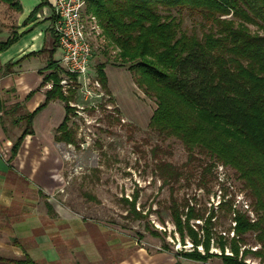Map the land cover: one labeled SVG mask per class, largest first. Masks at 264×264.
<instances>
[{
    "label": "trees",
    "instance_id": "16d2710c",
    "mask_svg": "<svg viewBox=\"0 0 264 264\" xmlns=\"http://www.w3.org/2000/svg\"><path fill=\"white\" fill-rule=\"evenodd\" d=\"M0 2L21 10L18 0ZM47 4L41 0L35 11ZM185 8L198 11L209 24L201 37L182 31L179 19L170 13ZM84 14L97 20L103 54L114 66L126 67L137 87L154 98L149 128L178 139L190 157L197 151L232 168L247 190V209H237L225 199L219 204L231 215L232 237L213 230L214 211L204 218L172 198L171 216L181 242L185 245L188 238L193 245L177 257L203 264L212 258L223 264H251L246 257L254 255L264 264V0H87ZM17 39L13 33L0 42V52ZM105 67L97 65L96 73L107 89ZM10 68L7 65L2 74H9ZM60 69L57 61H48L41 86L53 82V87L43 104L17 120L24 121L25 128L12 146L10 160L32 133L35 115L54 100L62 101L66 112L55 140L74 143L68 127L74 97L63 93ZM126 201L139 215L136 197ZM194 219L203 224H192ZM249 233L260 246L256 250L244 247ZM213 241L220 253L211 251ZM13 243L19 244L17 239ZM0 264L38 263L26 254L24 259L0 257Z\"/></svg>",
    "mask_w": 264,
    "mask_h": 264
},
{
    "label": "rangeland",
    "instance_id": "374dc122",
    "mask_svg": "<svg viewBox=\"0 0 264 264\" xmlns=\"http://www.w3.org/2000/svg\"><path fill=\"white\" fill-rule=\"evenodd\" d=\"M2 5L6 4L0 3V20L6 21L8 14L14 11ZM170 13L179 19L185 33L201 37L209 28L198 11L185 8L173 9ZM84 17L88 19L86 14ZM5 26L9 31L16 27L13 21ZM251 29L254 31L255 27L251 26ZM90 38L94 55L88 74L91 79L96 77L99 80L96 67L106 63L109 84L114 87L125 109H121V103L102 85L100 90H94L101 96L88 97L83 85L85 81L78 80L61 66L59 78L63 93L74 97L69 102L73 110L68 122L74 143L57 142L56 147L63 158L64 180L61 187L49 193L48 199L56 210L61 208L67 217L79 221L83 229L79 239L100 246L103 264H174L176 261L203 264L177 257L178 252L191 250L193 245L188 238L185 245L181 242L171 216V199L174 198L181 206L193 207L204 218L214 211L213 230L232 237L234 224L231 215L226 209H219V204L225 199L234 203L237 209H247L250 203L247 190L232 168L197 151L190 157L178 139L150 129L149 122L156 103L136 84L132 88V98L141 106L143 117L135 121L141 116L140 107L135 108L122 99L123 92L129 90L127 81L119 77L117 70L109 67L114 65L111 57L102 52L104 40L101 36L90 33ZM113 54L111 50L110 55ZM116 68L127 70L126 67ZM48 84L51 89L53 82ZM92 87L90 84L88 89ZM123 111L133 120L127 118ZM17 128L12 126L11 130ZM5 156L8 157L7 154ZM163 163L169 166L161 167ZM9 180L14 185L13 212L22 213V201L28 198L33 204V212L48 213L49 219L57 218L58 214L49 210L47 203L50 202L44 194L17 177ZM134 197L139 215L131 211L126 201ZM203 221L194 219L191 223L202 225ZM8 240L11 241L0 235V255L9 254L6 251ZM244 247L251 250L260 247L254 234H247ZM199 249L202 251L201 247ZM211 251L220 253L214 241ZM226 252L229 253L228 248ZM246 261L260 264V258L254 255H248ZM205 264L223 263L219 258H212Z\"/></svg>",
    "mask_w": 264,
    "mask_h": 264
},
{
    "label": "crops",
    "instance_id": "0c3cea01",
    "mask_svg": "<svg viewBox=\"0 0 264 264\" xmlns=\"http://www.w3.org/2000/svg\"><path fill=\"white\" fill-rule=\"evenodd\" d=\"M18 1L20 11L2 5L14 13L8 14L7 22L0 20V42L6 41L13 33L18 36L13 45L0 52V209L4 208L0 213V235L11 240H8L9 248H6L9 254H1L0 257L24 259L27 254L38 264H103L104 255L100 246L79 239L83 234L79 221L67 217L61 208L56 210L48 199L49 193L61 187L64 180L63 158L55 140L56 129L66 114L62 101H51L35 115L32 133L24 137L10 160L12 146L25 128L24 121L17 120L24 114L34 112L45 102L50 87L49 84H41L48 61L54 60L60 64L62 58V50L53 32L55 0H48L49 4L36 11L41 0ZM10 21L16 26L12 31L5 26ZM7 65L11 67V72L3 75ZM109 67L117 70L119 77L127 81L129 90L123 92L122 99L135 108L140 107L141 116L135 120L140 121L143 111L132 98L135 83L131 73L116 68L118 66ZM107 89L121 103L120 108L125 109L109 80ZM127 116L131 119L130 115ZM12 126L19 128L11 130ZM10 177H17L44 194L50 202L47 203L49 210L57 213V218L49 219L48 213L33 212V204L28 198L22 201V213L13 212L15 196ZM14 239L19 244H14Z\"/></svg>",
    "mask_w": 264,
    "mask_h": 264
},
{
    "label": "built area",
    "instance_id": "2783aa9c",
    "mask_svg": "<svg viewBox=\"0 0 264 264\" xmlns=\"http://www.w3.org/2000/svg\"><path fill=\"white\" fill-rule=\"evenodd\" d=\"M87 0H55L53 32L58 46L62 50L60 65L83 80L88 97L97 95L101 84L95 77L89 76L94 48L90 33L100 36L101 30L94 16L84 17ZM98 38V37H97ZM92 84V88L88 87Z\"/></svg>",
    "mask_w": 264,
    "mask_h": 264
}]
</instances>
